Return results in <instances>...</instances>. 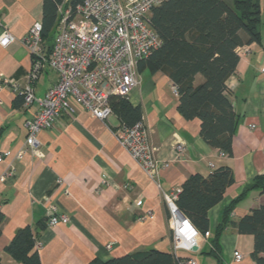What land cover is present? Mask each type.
<instances>
[{
    "label": "crops",
    "instance_id": "obj_1",
    "mask_svg": "<svg viewBox=\"0 0 264 264\" xmlns=\"http://www.w3.org/2000/svg\"><path fill=\"white\" fill-rule=\"evenodd\" d=\"M71 1L58 7V25ZM43 2L0 0V19L15 39L7 48L0 45V80L11 82L0 87V154L9 153L0 163V212L4 215L0 263L22 264L5 248L20 229L36 230L41 223L46 228L37 240L40 248L35 249L40 264L107 262L151 250L172 254L173 231L164 196L179 194L191 175L208 177L225 167L232 170L234 183L208 213V237L200 238L194 254L180 255L194 257L199 264H255L252 235L229 225L217 240V230L226 209L233 208L229 220L237 223L264 203L261 189L253 187L256 178L264 175V0H260L261 43L238 49L236 74L226 83L240 116L231 157L205 143L200 120L187 121L179 114V98L168 76L138 68L141 83L128 100L141 107L151 141L160 149L159 158L171 162L170 168L161 170L158 183L118 143L114 132L121 121L115 114L102 122L79 106L75 113L63 114L52 129L38 134L41 157L28 153L16 159L27 138L26 123L35 117L38 105L26 107L13 86L24 87L32 72V57L23 40L33 24L42 23ZM200 82L197 77L196 83ZM56 83L57 74L46 69L34 84L36 97L43 98ZM179 140L186 144L181 161L174 149ZM12 167L14 173L9 175ZM49 202L68 216L67 223L48 227ZM237 253L243 256L240 262L234 259Z\"/></svg>",
    "mask_w": 264,
    "mask_h": 264
},
{
    "label": "trees",
    "instance_id": "obj_2",
    "mask_svg": "<svg viewBox=\"0 0 264 264\" xmlns=\"http://www.w3.org/2000/svg\"><path fill=\"white\" fill-rule=\"evenodd\" d=\"M64 1L43 2L42 38L48 53L54 45L58 7ZM81 2L83 0H72L70 4L74 7ZM150 22L162 45L150 58L141 61L138 68L168 76L179 98V114L187 121L200 120V135L205 143L231 157L240 116L234 109L226 83L236 74L240 60L238 49L261 43L260 0H168L151 11ZM197 77H201L199 84ZM110 105L124 126L132 127L143 120L141 107H134L128 98L112 97ZM233 183V172L225 167L214 170L208 177L191 175L177 195L176 207L205 236L210 229L209 211L223 200ZM253 187L260 188L264 196V175L256 178ZM232 209L224 212L217 240L229 225L242 234L252 235V259L255 264H264V203L237 223L229 220ZM3 222L4 215L0 212V236ZM45 228L46 223H41L36 230L30 226L20 229L5 252L19 263L40 264L35 245ZM179 262L173 254L151 250L107 262L94 260L90 264Z\"/></svg>",
    "mask_w": 264,
    "mask_h": 264
},
{
    "label": "built area",
    "instance_id": "obj_3",
    "mask_svg": "<svg viewBox=\"0 0 264 264\" xmlns=\"http://www.w3.org/2000/svg\"><path fill=\"white\" fill-rule=\"evenodd\" d=\"M166 1L83 0L62 13L53 49L49 53L42 38V23L33 24L23 40L32 57V72L24 87L14 84L13 88L24 98L26 107L36 103L38 111L26 123L27 138L16 159L21 160L28 153L41 157L38 134L52 129L63 114L75 113V106L102 122L114 115L110 99L115 96L129 99L141 83L139 63L150 58L162 45L151 25L150 15L155 7ZM0 28V45L7 48L15 39L1 19ZM46 69L57 74V83L43 98H37L34 84ZM10 84L0 80V87ZM114 135L147 177L158 183L161 170L170 168L171 162L159 158L160 149L152 143L144 122L132 127L121 124ZM174 149L176 159L181 161L186 144L179 140ZM8 156L9 153L0 154V163ZM13 173L12 167L9 175ZM177 193L164 196L173 231L172 254L179 259V264H199L194 257L180 255L194 254L202 235L176 207ZM65 194L68 195L67 192ZM48 210L51 212L48 227L69 221L68 216L59 214L55 202H49ZM204 237L207 238L208 233ZM40 246L41 242L36 241L35 249ZM234 259L240 262L243 256L237 253Z\"/></svg>",
    "mask_w": 264,
    "mask_h": 264
},
{
    "label": "water",
    "instance_id": "obj_4",
    "mask_svg": "<svg viewBox=\"0 0 264 264\" xmlns=\"http://www.w3.org/2000/svg\"><path fill=\"white\" fill-rule=\"evenodd\" d=\"M197 250H198V248L196 247V248H194V250H193V251H194V252H197Z\"/></svg>",
    "mask_w": 264,
    "mask_h": 264
},
{
    "label": "rangeland",
    "instance_id": "obj_5",
    "mask_svg": "<svg viewBox=\"0 0 264 264\" xmlns=\"http://www.w3.org/2000/svg\"><path fill=\"white\" fill-rule=\"evenodd\" d=\"M55 33V30L53 31V34ZM224 154V153H223ZM225 155V154H224Z\"/></svg>",
    "mask_w": 264,
    "mask_h": 264
}]
</instances>
